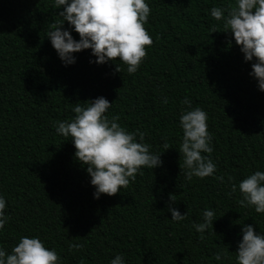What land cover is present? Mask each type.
Returning <instances> with one entry per match:
<instances>
[{
  "label": "trees",
  "instance_id": "16d2710c",
  "mask_svg": "<svg viewBox=\"0 0 264 264\" xmlns=\"http://www.w3.org/2000/svg\"><path fill=\"white\" fill-rule=\"evenodd\" d=\"M146 2L154 43L129 74L119 60L90 63V49L65 66L46 36L49 24L62 20L54 0H0V195L10 217L0 245L9 253L22 236H38L61 264H110L117 255L125 264H237L242 227L264 234V214L238 203L239 183L264 171V91L249 75L255 59L246 62L223 21L211 17L212 7L235 0ZM63 28L80 39L66 21ZM100 96L112 103L106 115L147 134L162 165L142 168L128 188L96 199L87 166L54 125L71 121L76 103ZM185 98L207 112L216 164L212 176L191 181L180 168ZM231 183L237 191L229 195ZM169 203L187 218L172 220ZM206 209L216 220L201 234L193 224ZM72 243L84 248L70 251ZM218 251L227 253L220 261Z\"/></svg>",
  "mask_w": 264,
  "mask_h": 264
},
{
  "label": "clouds",
  "instance_id": "9594fccd",
  "mask_svg": "<svg viewBox=\"0 0 264 264\" xmlns=\"http://www.w3.org/2000/svg\"><path fill=\"white\" fill-rule=\"evenodd\" d=\"M54 7L63 8L59 12L62 20L50 23L46 36L65 66L76 62L74 53L90 49L96 57L90 63L119 60L127 66L129 74H134L147 58V48L154 43L145 27L151 13L146 0H54ZM211 17L223 21L224 32H231L246 62L255 59L249 75L257 80L259 90L264 91V0H235L226 7H212ZM65 21L78 33V41L63 28ZM211 32H217L215 25ZM116 71H121L118 64ZM84 102L83 105L75 104L72 109L75 116L71 121H58L54 127L58 134L71 139L76 149L75 158L87 166L90 183L95 188L94 198L99 199L101 194L115 196L121 189L128 188L137 174L143 175L142 168L154 169L162 165L161 153H152L151 145L144 142L145 132L128 131L118 123L119 115H106L112 103L105 97ZM163 103H168L167 98ZM181 103L189 110L180 116L183 131L179 148L183 164L180 168L185 169L188 181L193 177L204 179L216 171V164L210 158L213 137L208 131V115L198 106L192 108L188 98ZM163 148L166 151L170 145L165 142ZM216 178L221 182L224 180L222 176ZM228 180L232 182L234 178L229 176ZM238 187L243 197L238 200L239 205L264 214V171L248 175ZM236 191L237 185L231 183L229 195ZM169 199L171 203L175 202L174 195L170 194ZM171 203L168 206L171 219L185 220L188 214L182 215ZM6 207L7 202L0 195V230L10 220L5 215ZM214 217V211L206 209L203 222L194 223L193 227L203 234L207 229H213ZM83 248L82 243L69 245L70 251ZM236 254L237 264H264V234L257 233L252 225H244ZM226 255V252L218 251L215 259L220 261ZM0 264H61V257L55 249L46 247L38 236H22L11 248V253L0 245ZM110 264H125V261L122 255H117Z\"/></svg>",
  "mask_w": 264,
  "mask_h": 264
}]
</instances>
